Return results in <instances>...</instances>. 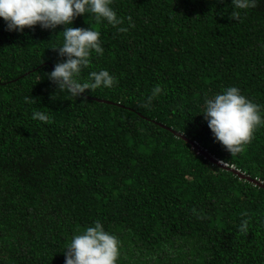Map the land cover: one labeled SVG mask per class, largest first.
<instances>
[{
  "label": "trees",
  "instance_id": "1",
  "mask_svg": "<svg viewBox=\"0 0 264 264\" xmlns=\"http://www.w3.org/2000/svg\"><path fill=\"white\" fill-rule=\"evenodd\" d=\"M112 7L127 31L73 20L104 48L82 76L116 77L77 98L47 78L64 59L51 48L64 25L17 33L0 18V264H64L73 234L96 220L121 240L118 264H264V188L196 148L264 186V126L231 154L198 113L206 94L237 86L264 116V0L238 19L232 0ZM156 84L166 91L143 107Z\"/></svg>",
  "mask_w": 264,
  "mask_h": 264
},
{
  "label": "clouds",
  "instance_id": "2",
  "mask_svg": "<svg viewBox=\"0 0 264 264\" xmlns=\"http://www.w3.org/2000/svg\"><path fill=\"white\" fill-rule=\"evenodd\" d=\"M256 2L232 0L231 16L238 19L240 10L253 8ZM112 3L113 0H0V18L4 21L6 31L17 33L37 25L49 30L64 25L63 31L59 32L62 33V42L59 46L51 47L64 59L54 64L47 78L56 85V90L66 91L77 98L85 90L111 89L116 83V77L106 68L88 71L86 78L82 76L83 71L90 68L93 54L102 56L104 48L98 30L91 26H72L76 17L88 13L96 21L103 20L117 26L118 32L127 31V28L119 27L122 20ZM128 20V27H134L131 17ZM165 91L160 84H156L143 99L142 106L149 108L153 99ZM198 113L203 115L214 139L231 154L242 152L253 139L255 130L264 126L261 105L246 97L237 86H228L211 96L206 94ZM32 119L47 122L49 115L35 111ZM237 228L242 233L249 231L246 213L242 214ZM63 254L64 264H118L121 240L96 220L73 234Z\"/></svg>",
  "mask_w": 264,
  "mask_h": 264
},
{
  "label": "water",
  "instance_id": "3",
  "mask_svg": "<svg viewBox=\"0 0 264 264\" xmlns=\"http://www.w3.org/2000/svg\"><path fill=\"white\" fill-rule=\"evenodd\" d=\"M97 101H99V102H106V101H103V100H97ZM161 127L166 128V127L163 126V125H161ZM168 130H169L170 132H172L175 136H177V137H179V138H181V139H183V140L188 141V139H186V138H185L183 135H181L180 133H178V132H176V131H173L172 129H169V128H168ZM194 146H196V145L194 144ZM196 148L199 150V152H200V153H201L206 159H208V160L211 161L212 163L216 164L217 166H219V167H221V168H223V169H225V170L231 171V172L234 173L236 176H238L240 179L247 180V181H249V182H252V183L258 185L259 187H263V188H264V186H263L261 183H259L256 179H251V178H249L248 176H246V175L240 173L238 170H235L233 167H228L226 164H224V163H222V162H220V161L214 159V158L211 157L209 154H207V152H205L204 150L199 149L197 146H196Z\"/></svg>",
  "mask_w": 264,
  "mask_h": 264
}]
</instances>
